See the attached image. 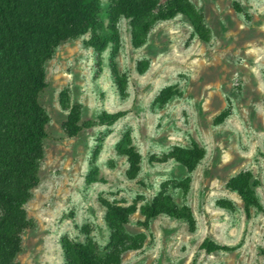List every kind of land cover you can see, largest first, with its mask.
Wrapping results in <instances>:
<instances>
[{
	"label": "rangeland",
	"instance_id": "374dc122",
	"mask_svg": "<svg viewBox=\"0 0 264 264\" xmlns=\"http://www.w3.org/2000/svg\"><path fill=\"white\" fill-rule=\"evenodd\" d=\"M99 27L109 23V0H101ZM203 14L209 41L201 40L182 14L157 21L143 44L135 46L129 20L119 19L117 62L127 77L121 95L110 68V48L87 44L91 33L63 42L46 66L48 86L40 102L49 116L40 183L26 205L34 226L22 233L20 264H64L62 236L85 240L84 225L104 253L111 231L102 199L136 205L127 229L144 234L141 248L124 253L120 264H264V211L248 217L239 193L228 181L251 171L264 206V0H192ZM102 67L99 71L98 60ZM147 61L144 73L138 64ZM172 87L165 104L155 100ZM67 91L81 120L103 111H127L112 126H95L70 136L61 106ZM130 132L142 155L135 179L116 146ZM197 142L206 155L188 172L178 162H152L175 147ZM101 181L87 183L91 158ZM165 188L174 203L189 207L195 226L160 214L147 218V205ZM209 238L228 249L208 252Z\"/></svg>",
	"mask_w": 264,
	"mask_h": 264
},
{
	"label": "trees",
	"instance_id": "16d2710c",
	"mask_svg": "<svg viewBox=\"0 0 264 264\" xmlns=\"http://www.w3.org/2000/svg\"><path fill=\"white\" fill-rule=\"evenodd\" d=\"M101 0H0V264H20L17 260L22 251V233L34 226L26 205L33 190L40 183V166L45 155L44 141L48 136L49 116L40 102V95L48 86L46 66L56 49L65 41L87 33V44L98 54L110 48V68L117 88L125 95L127 77L121 73L117 57L120 51L119 19L129 20L135 46H140L157 21L169 20L182 14L194 28L197 36L209 41V29L203 14L192 0H109V23L99 27L97 14ZM147 61L138 64L144 73ZM102 61L98 60L101 70ZM176 92L172 87L163 89L156 102L165 104ZM61 106L70 110L65 122L70 136L79 135L84 129L95 126H112L127 115V111H103L96 119L81 120L77 108L70 106L69 94L63 91ZM117 152L129 162L127 175L135 179L141 171L142 155L137 150L131 133L123 134L116 146ZM101 146L93 151L92 170L87 183L101 181L96 165ZM206 150L197 142L189 147H175L169 154L152 162L175 160L188 172L194 170L205 157ZM245 204L247 216L251 209L264 211L256 191L257 181L251 171H242L228 181ZM106 208L105 220L111 231L104 253L91 235L90 225H84V241L62 236L61 246L64 264H120L125 252L142 247L145 236L127 229L130 216L137 207L125 201L102 199ZM147 218L167 214L195 222L189 207H180L162 188L147 205L142 206ZM201 247L208 252L226 250L215 241L206 238Z\"/></svg>",
	"mask_w": 264,
	"mask_h": 264
}]
</instances>
